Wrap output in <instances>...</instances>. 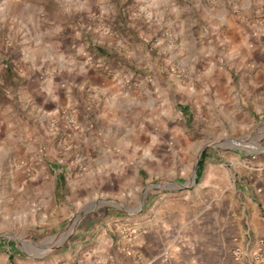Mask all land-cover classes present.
Masks as SVG:
<instances>
[{"label":"crops","instance_id":"obj_1","mask_svg":"<svg viewBox=\"0 0 264 264\" xmlns=\"http://www.w3.org/2000/svg\"><path fill=\"white\" fill-rule=\"evenodd\" d=\"M140 1H133L130 6L133 19L139 20V25L134 24L132 40L127 42L129 47L125 46L122 36L100 34L93 37L95 40L92 37L85 40L71 25H62L54 36L39 38L34 42V48L27 47L25 37L19 43L9 37L4 45L0 158L9 152H14L15 157L18 152V162L10 163V166L14 165V173L10 174L11 200L18 212L26 211L29 187L35 198L41 200L55 199L62 188L59 175L52 168L58 162L52 160L50 164L46 155H39L41 173L36 172L29 184L22 179L28 162L25 152L29 144L33 146L31 136L40 138L36 150L55 151V147H66L73 151L72 163H75L77 152L82 151L84 161L90 166L127 168L120 178L111 177L107 172L103 177L100 173L99 177L94 174L74 181L72 191L88 196L103 187L116 189L128 183V179L133 178V175L129 177L130 168L141 161L140 149H156V135L162 131L165 136L168 133L161 119H168L166 114L172 110V92L183 95L184 82L180 72L189 69L190 64L192 69L201 64L206 67L202 78L195 82L207 88L203 100L211 111L205 115V120L215 119L217 128L222 107L217 87L221 80L227 84L231 81L227 71L239 73L238 79L255 71L254 80L261 82L264 91V26L257 24L254 25L256 29L247 30L242 21L235 20L228 11L224 12L236 0H198L204 5H200L201 9L192 21L186 14L187 8H178L183 12L177 13L173 0H149L150 5H141ZM180 1L184 4L187 0ZM245 1L246 7L257 1L264 2ZM146 20L149 38H152L148 46L140 42L146 38L142 31ZM251 38L255 44L251 43ZM94 45L102 50L99 56L85 52L86 47ZM15 53L20 55L19 59L13 58ZM81 57L84 61H80ZM93 60L98 62L96 67L91 65ZM128 65L152 73H140L130 79L110 78L104 73L108 70L122 72ZM173 71H178L179 75L172 74ZM172 86L175 90H171ZM209 87L215 88V92L209 94ZM212 95L216 97L210 106L208 97ZM184 116L188 117L187 114ZM64 117L96 119L102 126L96 133L83 126L77 132L72 129L68 133L67 123L60 122L69 137L71 134L74 137L84 135L82 139L76 137L61 146L57 138L61 136L58 122ZM53 120L58 123L55 128L51 126ZM96 134L107 136L108 142L104 143V137L95 138ZM118 135L120 142L113 143L112 136ZM164 142V148L171 146L166 140ZM208 157L205 153L200 179L205 177L202 185L211 187L210 191L207 186L208 191L203 195L212 201L202 210L201 221L196 226L171 222L144 225L141 222L144 220H137L135 226H115L114 234L110 228L86 224L81 236L72 241L74 248L78 247L79 251L83 248V254L91 252L101 263L114 238L115 264H254L255 257L264 254V152L247 160L244 171L238 172L240 179L237 181L235 171L228 165L227 169L223 164L214 165ZM178 197L179 202L165 204L168 211L187 210L186 194L180 193ZM235 197L241 200L242 210L232 216L231 213L224 214V210L233 205ZM181 211H178L179 215ZM87 247L88 250L84 249ZM236 248L243 249V258L232 257Z\"/></svg>","mask_w":264,"mask_h":264},{"label":"rangeland","instance_id":"obj_2","mask_svg":"<svg viewBox=\"0 0 264 264\" xmlns=\"http://www.w3.org/2000/svg\"><path fill=\"white\" fill-rule=\"evenodd\" d=\"M133 1L137 0H0V103L4 97L1 66L4 63V45L8 43L9 37L18 43L25 37L27 47L34 48L33 44L39 38L54 36L62 25H71L85 40L88 37L95 40V35L100 34L122 36L125 39V46L129 47L127 42L132 40L130 36L135 30L134 24L139 25V20L133 19V10L130 7ZM235 2L229 8H225L226 10L224 8L222 10L228 11L235 20L242 21L247 30H252L257 24L258 27L264 26L263 1L252 3L250 7H246L245 0ZM139 3L150 5L149 0H141ZM172 3H175L178 14L183 12L178 8H187L189 21L194 20L204 5L198 0H187L184 4L180 0H173ZM144 22L146 28L143 26L144 23L141 25L146 38L140 39V42L148 46L152 38H149L147 31L148 20ZM150 27L153 29V25ZM250 40L255 44L253 38ZM97 45L86 47L85 52L99 56L102 50H99ZM14 57L19 59L20 55L15 53ZM80 59L84 61L82 57ZM91 62L94 67L98 65L94 60ZM189 67L180 72L185 83L182 84L183 95L177 91L172 92V110L166 114L168 119H161L168 133L165 136L162 131L156 135L155 150L140 149L141 161L130 168L129 177L133 175V178H129L128 183H124L122 187L118 186L116 189L103 187L88 196L74 193L72 188L76 180L94 174L95 177H99L100 173L103 177L107 172L111 177L120 178L127 168L90 166L84 161L85 153L82 151L77 152L75 163H72L73 151L66 147H55V151L36 150L40 138L38 135L35 136L37 138L31 136L33 146L29 144L25 152L28 162L22 179L28 181V184L32 182L36 172L41 173L42 161L39 160L42 159H39V155H46L50 164L52 160L58 162L52 165V168L57 171L62 188L55 199L51 197L50 200L48 198L41 200L35 198L29 187L26 211L18 212L11 200L13 197L10 174L14 173V165L10 166V163L18 162L19 155L16 152L14 157V152H9L0 158V264H115L117 250L114 238L111 246H107L108 253L103 255L105 261L101 263L96 261L97 258L91 252L83 254V248L81 251L78 247L74 248L72 241L81 236L83 226L100 225L107 230L112 229L116 234L115 226H135L137 220H144L141 221L144 225L171 222L185 226H196L201 221L202 210L212 200L203 195L208 189L211 191L210 186L202 185L205 177L196 180L194 166L199 154L201 152L208 154L214 165L223 164L226 169L228 165L231 171H235L236 181L239 180L238 174L244 171L247 160L264 152V91L261 90V82L254 80L255 71H250L249 76L239 79V73L227 71L231 81L227 84L221 80L220 87H217L219 104L222 106L217 128L215 119L205 120V115L211 111H208L207 102L203 100L207 88L195 82L202 78L206 67L203 64L195 69L191 68V64ZM104 73L110 78L120 76L121 79H130L140 73L151 75L152 72L136 70L128 65L122 72L108 70ZM172 74L178 76L179 72L173 71ZM250 82L258 86L252 87ZM171 90H175V87L172 86ZM208 90L209 94L215 92V88L212 87ZM215 97V95L208 97L211 101L210 106L215 102ZM181 106L186 109L180 110L178 107ZM182 114H187L188 117H183ZM203 114L204 117L201 118ZM60 122L67 123L66 126L70 130L68 133H71L72 129H76L77 132L81 126L90 127L96 133L100 130L99 126H102L96 119L64 117L58 122L61 136L57 138L61 146L63 142L69 143L76 137L82 139L84 135L74 137L71 134L69 137L67 130L61 128ZM94 136L104 137V143L108 142L107 136L100 134ZM120 137L112 136L111 139L110 136V139L116 143L117 140L120 142ZM165 140L171 144L168 148H164ZM92 153L95 154V151ZM209 184L212 186L211 182ZM180 193L187 196L189 203L187 210L183 212L177 208L175 212L168 211L165 204L175 200L179 202ZM232 201L231 210H224V214L231 213L229 215L232 216L233 213L242 210L240 199L235 197ZM178 211L182 212L181 215ZM169 215H172L171 220ZM84 249L88 250L89 247ZM73 251L80 253L74 254ZM231 255L234 257L233 251Z\"/></svg>","mask_w":264,"mask_h":264},{"label":"built area","instance_id":"obj_3","mask_svg":"<svg viewBox=\"0 0 264 264\" xmlns=\"http://www.w3.org/2000/svg\"><path fill=\"white\" fill-rule=\"evenodd\" d=\"M72 121H69V123H71ZM51 126L53 128H55L57 126V122L55 120H53L51 122ZM233 256L236 258V259H241L244 257V252H243V249L241 248H236L234 249L233 251ZM254 264H264V254H258L256 257H255V263Z\"/></svg>","mask_w":264,"mask_h":264},{"label":"trees","instance_id":"obj_4","mask_svg":"<svg viewBox=\"0 0 264 264\" xmlns=\"http://www.w3.org/2000/svg\"><path fill=\"white\" fill-rule=\"evenodd\" d=\"M203 161H204V153L201 155V158L197 164L196 169V180L198 181L202 176V170H203Z\"/></svg>","mask_w":264,"mask_h":264},{"label":"water","instance_id":"obj_5","mask_svg":"<svg viewBox=\"0 0 264 264\" xmlns=\"http://www.w3.org/2000/svg\"><path fill=\"white\" fill-rule=\"evenodd\" d=\"M201 154H202V152L199 154L198 160H197V162L195 163V166H194V169H195V170L197 169V164H198V162H199V159H200V157H201Z\"/></svg>","mask_w":264,"mask_h":264}]
</instances>
